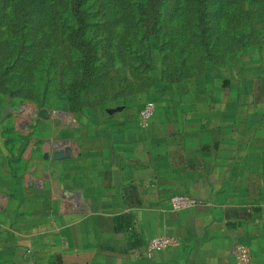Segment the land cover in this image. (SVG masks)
<instances>
[{"label":"crops","instance_id":"crops-1","mask_svg":"<svg viewBox=\"0 0 264 264\" xmlns=\"http://www.w3.org/2000/svg\"><path fill=\"white\" fill-rule=\"evenodd\" d=\"M255 40L89 113L12 115L21 143L0 129V264H264V40ZM148 101L156 113L142 129ZM175 196L198 205L175 213ZM161 237L176 247L150 252Z\"/></svg>","mask_w":264,"mask_h":264},{"label":"rangeland","instance_id":"rangeland-1","mask_svg":"<svg viewBox=\"0 0 264 264\" xmlns=\"http://www.w3.org/2000/svg\"><path fill=\"white\" fill-rule=\"evenodd\" d=\"M206 2L212 52L208 54L209 48L201 44L194 47L190 44L188 49L195 58L204 60L211 55L215 63L222 64L226 58L240 53L239 33L244 31L242 14L247 7L239 0ZM196 3V0H0V95L7 108L4 116L10 115L5 119L0 114V129L7 142L21 143L20 136L13 135L11 116L20 114L14 107L21 112L34 110L36 114L46 109L51 115L67 118L75 112L89 113L110 104V98L122 86L134 81L136 76H130V72L146 78L151 74L148 67L152 63L161 66L170 57H179L190 41L187 35L195 36ZM158 6L160 15L154 28L145 20L155 22ZM260 15L263 19L261 9ZM148 31L153 36L156 31L159 40L147 39ZM85 62L92 75L90 80L83 75ZM93 66L97 68L96 75L92 74ZM84 79L86 86L90 85L81 88L77 83Z\"/></svg>","mask_w":264,"mask_h":264},{"label":"trees","instance_id":"trees-1","mask_svg":"<svg viewBox=\"0 0 264 264\" xmlns=\"http://www.w3.org/2000/svg\"><path fill=\"white\" fill-rule=\"evenodd\" d=\"M196 7H194L193 10V16L195 17L196 21V28L195 29V36L187 35L188 38H190V41L185 44L181 51L179 52V57L172 58L170 57L168 62L166 61L164 64H161V66H158V64L155 66L153 63L148 67V73L150 72V76L144 78L143 76L138 75H132L130 72V76H136L134 77V81L129 80L128 84L125 86H122L121 91H118V93L114 94L113 97H111V102H114L119 97L121 98L124 95L137 93V92H144L145 90L149 89L156 80L159 78H167L168 81L174 82V81H180L181 79H184L188 76L189 70L191 71L194 69L195 71L198 70V68L202 67L204 65V62L212 61L210 56L208 55L207 58L198 59L193 56V53L189 51L188 48H190V44L194 47V45L199 46V44L203 45L204 48H209V53L211 54V48L210 45V29H209V12L207 10V2L206 0H196ZM239 2H245L243 7H247L246 12L243 17L242 22V30L241 33H239V49H243L247 45H250L251 43L255 44L257 41L255 40V35L258 36V41L261 43L264 40V30L262 31V28H264V0H239ZM195 4V3H194ZM260 9L263 14V19L260 15ZM159 6L156 7V20L155 22L146 21L145 23L149 26H154L156 28L158 20H159ZM197 15V18H196ZM77 15V19H78ZM190 25V24H189ZM78 31V30H77ZM253 31H255V35L253 36ZM155 32V36L151 34L150 31L147 32L146 38H152L155 37L156 41L159 40V36L157 35V32ZM235 40V39H234ZM192 41V42H191ZM236 42V40H235ZM151 44V43H150ZM157 45V44H156ZM236 49H238L237 46H235ZM158 52V51H156ZM206 53V52H205ZM153 60V57L152 59ZM194 61V62H193ZM196 63V65H195ZM157 67V68H156ZM87 64L85 62V67H83V75L89 77V80L92 78V75L88 72ZM92 74L96 75L97 68L93 66L92 68ZM125 82V81H124ZM78 85H81V88H86L90 84L86 86L85 79L81 83H77ZM84 109V108H83ZM83 111V110H82ZM81 111V112H82ZM77 114V112H75ZM80 114V113H79Z\"/></svg>","mask_w":264,"mask_h":264},{"label":"built area","instance_id":"built-area-1","mask_svg":"<svg viewBox=\"0 0 264 264\" xmlns=\"http://www.w3.org/2000/svg\"><path fill=\"white\" fill-rule=\"evenodd\" d=\"M156 113V104L153 101H148L140 111V123L139 126L142 129L149 127L154 115ZM172 211L177 213L190 208H194L198 205V202L187 196H175L170 200ZM177 242L173 238L161 237L151 240L148 244V250L152 253L166 250L168 248L176 247ZM236 254L239 260L246 263L249 258V252L245 248H238Z\"/></svg>","mask_w":264,"mask_h":264},{"label":"water","instance_id":"water-1","mask_svg":"<svg viewBox=\"0 0 264 264\" xmlns=\"http://www.w3.org/2000/svg\"><path fill=\"white\" fill-rule=\"evenodd\" d=\"M13 110H15L18 113H21V109L18 107H14ZM7 112V111H6ZM6 112H4V115H6ZM31 118L36 119V118H41V119H48L49 118V113L46 109H42L38 114L34 113ZM37 125V123H35V126ZM58 160H60L61 158L58 157Z\"/></svg>","mask_w":264,"mask_h":264}]
</instances>
